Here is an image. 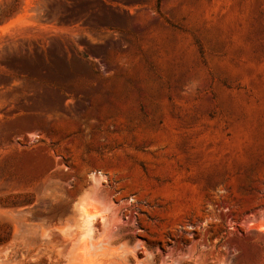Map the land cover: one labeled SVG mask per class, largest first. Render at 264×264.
Returning a JSON list of instances; mask_svg holds the SVG:
<instances>
[{"label":"rangeland","instance_id":"374dc122","mask_svg":"<svg viewBox=\"0 0 264 264\" xmlns=\"http://www.w3.org/2000/svg\"><path fill=\"white\" fill-rule=\"evenodd\" d=\"M0 225V264H264V0H0Z\"/></svg>","mask_w":264,"mask_h":264},{"label":"trees","instance_id":"16d2710c","mask_svg":"<svg viewBox=\"0 0 264 264\" xmlns=\"http://www.w3.org/2000/svg\"><path fill=\"white\" fill-rule=\"evenodd\" d=\"M26 195L23 194H15V195H9L6 199L10 200V202H6L3 204V207H19V206H24L27 204H30L29 200H23L20 201L19 199L25 198ZM5 229L6 232H1V230ZM11 232L12 228L10 225H0V246L5 245L9 242L11 238ZM39 264H46V259H42Z\"/></svg>","mask_w":264,"mask_h":264}]
</instances>
